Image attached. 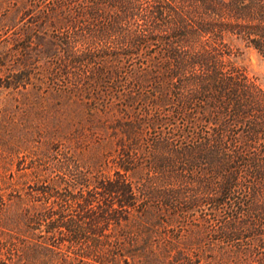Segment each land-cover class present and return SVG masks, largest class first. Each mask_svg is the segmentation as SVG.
<instances>
[{
  "label": "trees",
  "instance_id": "1",
  "mask_svg": "<svg viewBox=\"0 0 264 264\" xmlns=\"http://www.w3.org/2000/svg\"><path fill=\"white\" fill-rule=\"evenodd\" d=\"M264 0H0V264H264Z\"/></svg>",
  "mask_w": 264,
  "mask_h": 264
},
{
  "label": "rangeland",
  "instance_id": "2",
  "mask_svg": "<svg viewBox=\"0 0 264 264\" xmlns=\"http://www.w3.org/2000/svg\"><path fill=\"white\" fill-rule=\"evenodd\" d=\"M241 49L242 53L237 58V63L242 65L250 76L256 77L264 84V60L251 47L241 45Z\"/></svg>",
  "mask_w": 264,
  "mask_h": 264
}]
</instances>
